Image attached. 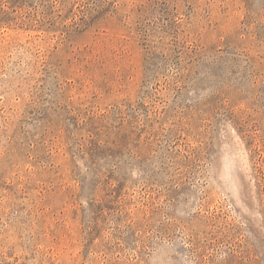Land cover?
I'll list each match as a JSON object with an SVG mask.
<instances>
[{
  "label": "rangeland",
  "instance_id": "obj_1",
  "mask_svg": "<svg viewBox=\"0 0 264 264\" xmlns=\"http://www.w3.org/2000/svg\"><path fill=\"white\" fill-rule=\"evenodd\" d=\"M0 264H264V0H0Z\"/></svg>",
  "mask_w": 264,
  "mask_h": 264
}]
</instances>
